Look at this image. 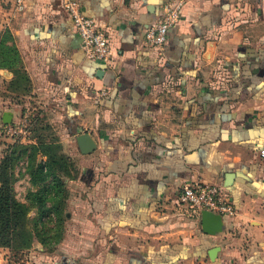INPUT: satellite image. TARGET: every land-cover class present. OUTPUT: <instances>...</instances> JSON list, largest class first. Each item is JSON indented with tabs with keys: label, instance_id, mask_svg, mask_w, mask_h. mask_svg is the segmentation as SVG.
Returning a JSON list of instances; mask_svg holds the SVG:
<instances>
[{
	"label": "crops",
	"instance_id": "1",
	"mask_svg": "<svg viewBox=\"0 0 264 264\" xmlns=\"http://www.w3.org/2000/svg\"><path fill=\"white\" fill-rule=\"evenodd\" d=\"M75 1L104 32L108 63L84 53L62 0H29L23 12L0 0V30L61 147L77 149L85 190L69 218L79 237L42 264H81L85 244L101 247L89 264H264V0H189L160 51L144 34L169 0ZM80 132L93 152L79 151ZM234 171L246 177L224 186ZM196 181L222 184L235 207L214 235L178 207L180 185Z\"/></svg>",
	"mask_w": 264,
	"mask_h": 264
},
{
	"label": "trees",
	"instance_id": "2",
	"mask_svg": "<svg viewBox=\"0 0 264 264\" xmlns=\"http://www.w3.org/2000/svg\"><path fill=\"white\" fill-rule=\"evenodd\" d=\"M20 65L19 51L9 31L5 30L0 33V68L12 72L11 84H18L20 81L30 83L27 72ZM38 153L46 158L37 160ZM24 157L28 160L27 170L33 185L49 181L35 191L30 190L26 195V203L16 198L13 186L14 165ZM64 176L74 178L77 176V170L69 162L68 156L61 152V145L56 139L51 143L40 140L38 144L14 143L9 146L0 159V246L19 250L28 247L36 236L52 250L62 235ZM32 206L37 207L38 217L30 227L27 215ZM50 224H53V227H50ZM49 230L52 231L51 234L45 237L44 233ZM60 260L61 264H75L70 257L62 256Z\"/></svg>",
	"mask_w": 264,
	"mask_h": 264
},
{
	"label": "rangeland",
	"instance_id": "3",
	"mask_svg": "<svg viewBox=\"0 0 264 264\" xmlns=\"http://www.w3.org/2000/svg\"><path fill=\"white\" fill-rule=\"evenodd\" d=\"M5 30L9 31L12 36L13 43L16 45L14 36L10 32L9 28H2L0 33L4 32ZM20 66L24 71H26L22 59ZM12 78L13 74L8 80L5 77L1 78L0 76V113L4 111H11L13 113V117L10 122L12 127H20L22 132L13 134L7 132L0 133V159L3 157L5 152L8 151L9 146L14 143L23 145L38 144L40 140L45 143H51L56 139V141L61 145L59 141L61 133L57 129V126L51 122V119H49L48 114L45 111L46 109L44 103H39L30 96V79V83L28 84L25 81H20L18 84H11ZM0 127H5V124L2 121H0ZM61 152L68 156L69 162H71L77 170V176L74 178L70 179L64 176L65 196L63 199L64 204L62 206L64 219L62 222L61 239L53 245L52 250H49L36 236L33 237L32 242L28 247L22 249L18 247L19 250H12L9 247L0 246V264H42L44 262H51L61 249L60 246H62L65 241H67L68 236L79 237V229L76 228L75 224L71 223V220L69 219L71 214L78 215L81 213L85 206L82 204V200L80 199V196H85V190L82 189L78 180L79 155L76 148H70L67 145L64 148L61 147ZM45 158L46 157L44 155H41L40 153L37 154V160H44ZM27 167L28 160L24 157L19 159L13 168V186L15 196L19 201L24 203H26V195L30 190L35 191L40 186H43V183H49V181L46 180L40 185H33ZM251 202L255 203L254 201ZM47 205H49V202H47ZM37 217L38 209L37 207L32 206L29 209L27 215V223L30 227L33 224V220ZM76 222L77 221L74 220V223ZM52 225L53 224H50V227H53ZM51 232L52 231L49 230V232H46V234L44 233V236H48V234H51ZM71 241L75 243L78 242L76 239ZM79 248L81 251L85 249L87 254L89 253L92 255L96 253L101 247L85 244ZM91 255H83L82 257H79L78 260L81 264H89L92 260Z\"/></svg>",
	"mask_w": 264,
	"mask_h": 264
},
{
	"label": "built area",
	"instance_id": "4",
	"mask_svg": "<svg viewBox=\"0 0 264 264\" xmlns=\"http://www.w3.org/2000/svg\"><path fill=\"white\" fill-rule=\"evenodd\" d=\"M15 9L23 12L29 0H13ZM189 0H169L162 4L157 19L145 30L144 45L162 50L169 28L176 23L183 7ZM65 10L72 18L73 26L81 40L84 53L103 63L110 60V47L106 36L93 17L85 15L75 0H62ZM21 133L22 129L12 127L11 123L0 128V133ZM259 158L264 159V148L257 151ZM178 207L193 220L200 219L202 210L219 213L223 217H232L235 207L231 202L227 189L215 182H184L177 196Z\"/></svg>",
	"mask_w": 264,
	"mask_h": 264
},
{
	"label": "water",
	"instance_id": "5",
	"mask_svg": "<svg viewBox=\"0 0 264 264\" xmlns=\"http://www.w3.org/2000/svg\"><path fill=\"white\" fill-rule=\"evenodd\" d=\"M103 72L104 70L100 69L97 71L96 74L97 76L100 77L103 74ZM12 117H13V113L11 111H4L2 114L1 121L4 124H8L11 122ZM75 141L79 151L82 154H89L93 152L97 147L96 142L88 132L78 133L75 137ZM236 176L246 177L245 174H243L240 171L226 172L224 174V186L231 185ZM223 226H224L223 218L219 213H215L206 209L201 211L200 227L203 233L214 235L218 232H221L223 230ZM218 250H219V246H215L208 251V256L211 261L215 260Z\"/></svg>",
	"mask_w": 264,
	"mask_h": 264
}]
</instances>
